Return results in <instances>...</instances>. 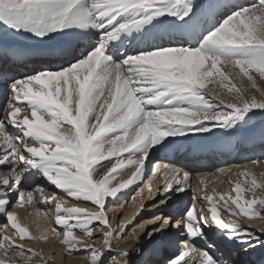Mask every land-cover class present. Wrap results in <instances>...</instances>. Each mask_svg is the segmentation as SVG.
I'll use <instances>...</instances> for the list:
<instances>
[{"label": "snow or ice", "instance_id": "6c2138e0", "mask_svg": "<svg viewBox=\"0 0 264 264\" xmlns=\"http://www.w3.org/2000/svg\"><path fill=\"white\" fill-rule=\"evenodd\" d=\"M258 81L264 0H0V216L12 230L0 236V264H51L53 255L25 246L40 238L15 210L37 203L54 205L43 214L52 211L50 231L65 255L84 254L90 264H229L215 256L218 243L247 264L264 249V228L251 227L264 222V196L256 195L264 179L247 166L242 182L228 181L234 196L214 203L206 195V209L164 215L192 174L155 165L164 183L156 192L147 186L157 211L139 224L142 234L135 217L113 227L106 204L140 184L158 153L196 151L217 137L264 145ZM129 225L135 242L117 249Z\"/></svg>", "mask_w": 264, "mask_h": 264}, {"label": "rangeland", "instance_id": "374dc122", "mask_svg": "<svg viewBox=\"0 0 264 264\" xmlns=\"http://www.w3.org/2000/svg\"><path fill=\"white\" fill-rule=\"evenodd\" d=\"M237 83H239V81H237ZM258 83L260 84V87L262 89H264V82L258 81ZM243 86L249 87L248 82L244 81ZM213 87H214V85H211V84L209 85V89H211ZM223 98L225 100H229V101L231 100V97L228 94H226V92L223 93ZM105 163H107V162H105ZM236 165H239V166H246L247 165V166L253 168L254 170H256L258 178L264 179V163H261L258 166H256V165H252L251 163H243L242 164L241 162H239ZM231 166H228V167H231ZM223 167H227V166H223ZM130 173H131L130 171H125L123 173V175H121L119 177V179L123 178L124 175H128V178H129L131 175ZM152 173H153V171H152ZM215 173H216L215 171H209V172L204 173V175L209 174V177L214 178V177H216ZM195 175L196 174H193L192 177H195ZM146 176H147V174H146ZM150 176H152V174H150ZM148 179H144L140 184H137L136 187H134L135 185L133 187H131L132 188L131 191L127 190L126 196L124 199H122V201L121 200L112 201L110 204H106L107 215L111 218L110 223L113 227H116L118 223H123V218H124L123 211H124L125 206H127L126 209H131V207H134L136 205H137V208L139 207L138 210L135 212V216H133V217H135V219L133 220V224L138 225V226L140 223L144 222L143 218H145V216L150 217L153 212L157 211L156 209H153V207H152L153 201L148 199V192L147 191H145L144 193H142L140 195L136 194L139 191L140 187H145L147 185ZM157 180H159V179L157 178L156 180H152L151 183H153L154 181H157ZM211 180H213V181H211ZM211 180L208 181V183L201 185L202 189L198 188V190H197V188L195 189V186L190 187L191 191H190L189 196L187 198V202L190 201L189 202L190 205H193V202H194L193 195L195 194V192L198 193L200 196L201 195H203V196L213 195L214 196V201H213L214 203L217 202L218 196L221 194L225 195V197L227 198V196L231 193V187H230L228 181H232L234 184L236 181L242 182L243 178L240 177L239 175H234V176H230V177L227 176L226 179H224L223 181H219V182H217L215 178L211 179ZM163 181L160 184L164 183ZM194 183L197 185V183L195 181H192V184H194ZM160 184L156 185V190L154 192H156L158 189H161V187H159ZM162 186H163V184H162ZM242 186L247 187V185H244L243 183H242ZM154 187H155V184L153 185L152 188H154ZM50 190H52V189H50ZM231 194L233 196L235 195V193H231ZM256 195L258 197L264 196V191L257 190ZM132 196L136 197L135 200L131 199ZM185 196H183V199L185 198ZM157 198H159V197H157ZM69 200L71 201V198H69ZM191 202H192V204H191ZM141 203H143L145 205V207L143 209H141V207H140ZM39 204L46 206L45 207L46 209H44L45 211H47L50 208H53V206H54L51 204H43V203H39ZM197 204H199V203H197ZM200 204L199 205L203 206V207L208 206L206 201H202V203H200ZM35 206H38V203L35 204L34 206H27L23 209H18V208L16 209L19 218L23 217L22 221H21L23 225L28 226L30 223V224H33L35 226L44 228V230L42 232H40L38 234V236L31 234L34 237H39L40 238L39 240H36V241L29 243V244H26L25 246L33 248V249H37V250L43 249V255L45 256V258H48L50 254L53 255L54 259L51 261V264H56V260H57L56 258L58 256V248H61V252H62L61 260H60V262H57L58 264H90L89 260L84 259V254H77L74 256L65 255L63 246L60 245L55 240L54 236L51 234V231H50L51 227L55 226V225L49 224V222H48L49 220H51L53 218L52 211H48V217H47L48 219L46 220L47 222L45 220L39 221L38 217H37L39 214V212H38L39 208H37ZM67 206H71V202ZM218 207L223 208V202H220L218 204ZM168 210H169V208H168ZM137 212H139V215H137ZM1 217L2 216H0V218ZM240 219H241L242 225L246 226L250 223L244 217H241ZM1 222H4V224L2 226H5L7 223L6 219L4 217H2ZM44 222H46V224ZM132 227H133L132 225H129V229H128L129 234L132 231ZM145 227H150V225H145ZM251 227H252L253 231L260 233L262 228H264V222H261V221L252 222ZM135 231L136 232L138 231L140 234H142L141 229L135 228ZM4 234H8L11 236L12 230L10 228L6 229L5 227L0 228V236H3ZM43 235L49 237L47 241H44ZM130 241H133V240H130ZM99 242L100 241L98 240L97 243L99 244ZM121 242L118 245H115L114 247H116L117 249H124L123 247H121V245H122ZM0 255H2V252H0Z\"/></svg>", "mask_w": 264, "mask_h": 264}, {"label": "bare ground", "instance_id": "6f19581e", "mask_svg": "<svg viewBox=\"0 0 264 264\" xmlns=\"http://www.w3.org/2000/svg\"><path fill=\"white\" fill-rule=\"evenodd\" d=\"M254 2V1H253ZM259 126H260V124L258 123L257 125H256V127L257 128H259ZM214 139V138H213ZM222 139L223 138H220V137H217V144L219 145L221 142H222ZM231 140H233V141H231L230 142V145L231 146H233V145H235L236 144V141H235V139H231ZM207 143H209V142H205L204 143V145L205 144H207ZM258 144V143H257ZM263 147H264V145H262ZM158 154H164V152H162V153H158ZM216 157V156H215ZM256 157V156H255ZM255 157H252V158H255ZM258 157H261V156H258ZM230 157H227V158H222L221 160H224V161H226L227 159H229ZM249 156L247 157V158H245V159H239V160H237V159H235V160H233V161H228V162H224V163H219V165H216V166H214L213 168H201V169H189V168H187V167H185L184 169L185 170H188V171H190L191 172V180L192 181H195L196 183H197V185L194 183V184H192L191 183V186H195V189L197 188V190H198V188H201L202 189V187H201V184L199 183V181L200 180H204L205 181V184L206 183H208V181H210L211 179H216V181L217 182H219V181H223L224 179H226L227 178V176H234V175H238L242 170H243V168H244V166H240V167H231V171L230 172H226L224 175H221L220 174V172H219V170L220 169H222V167L223 166H227V167H223V169H228L229 167L228 166H231V165H236V164H238L239 162H241L242 164L243 163H249ZM159 163V162H158ZM160 164H162L161 163V161H160ZM247 166V165H246ZM247 168H249V169H251L255 174H256V176H257V173H256V170H254L253 168H251V167H249V166H247ZM152 168H151V171L147 174V176H146V172H145V176H144V179H148V181H147V185L145 186V191H147V186L148 185H150L151 184V188L153 187V185L155 184V187L154 188H152V191L154 192L155 190H156V185L157 184H160L162 181H163V170L161 169L159 172H157V175L156 176H150V174H152ZM209 171H215L216 173H215V175H216V177H214V178H211V177H209V174H207V175H204V173H206V172H209ZM131 174V173H130ZM193 174H196L195 175V177H192L193 176ZM227 175V176H226ZM159 179V180H157V181H154L153 183H151V181L152 180H156V179ZM126 179H128V175H124V177L123 178H121L120 180H126ZM211 181H213V180H211ZM164 182V181H163ZM163 184V183H162ZM162 184H160L159 185V187H161L162 188ZM134 186V185H133ZM133 186H131V187H133ZM129 188L128 189V191H131V189L132 188ZM134 187H136V185L134 186ZM158 187V188H159ZM204 187V186H203ZM135 189V188H134ZM190 191H191V188L189 187V188H186V190H185V193H183V194H181V196H182V198L179 200V201H176L174 204H172L171 205V207H169V210L167 209V211L165 212V213H163L164 215H168V214H172V215H175L176 214V210L177 209H180V210H183V209H185V208H187V207H190V206H192V205H190V201H188L187 202V198H188V196H189V193H190ZM212 192V191H211ZM187 193V194H186ZM186 195V196H185ZM183 196H185V198L183 199ZM193 196H195L196 197V199L194 200V202H193V204H195V207L199 210V209H201L203 206H200L201 204L200 203H202V200H201V197H203V195H199L198 193H196L195 192V194L193 195ZM122 201V200H121ZM127 201V200H126ZM197 203H199V204H197ZM180 204H182L183 206H181ZM191 204H192V202H191ZM179 205V206H178ZM28 205H26L25 207H27ZM176 206H178V207H176ZM180 206H181V208H180ZM35 207H37V208H39V214H38V220L40 221V220H47L48 218V214H47V217H45L44 216V209H46L45 207L46 206H44V205H42V204H39L38 203V206H35ZM127 208V206H125V208H124V211H123V216H124V218H123V223H127V221L130 219V218H132L133 216H135V212L138 210V208H137V205L136 206H134V207H131V209H126ZM203 208H207V207H203ZM19 209V208H18ZM150 209V208H149ZM154 209V208H153ZM16 210V209H15ZM204 214H207V212L205 211V213ZM149 215V214H148ZM22 218L23 217H20L19 219H20V221H22ZM43 218V219H42ZM148 218H150V217H146L145 216V218H143V221H145V220H147ZM1 220H2V217L0 218V228H2L3 226V224H4V222H1ZM47 222V221H46ZM46 222H44L45 224H46ZM53 225V224H52ZM28 227H29V229H30V234H32V235H35V236H38V234L40 233V232H42L43 230H44V228H42V227H38V226H35V225H33V224H30L29 223V225H28ZM136 229H140V227L138 226V225H136V227H135ZM139 231V230H138ZM137 231V233H139ZM218 235V234H217ZM44 236V235H43ZM53 238V237H52ZM130 240H133L132 239V237H131V233L129 234V236H128V238L127 239H125V240H123L121 243H122V245H121V247H123V248H125L126 246H130L131 244H133L134 243V240L133 241H130ZM51 242V241H50ZM52 243V242H51ZM223 246V245H219V243L217 244V250H216V253L219 255V259L221 258V260H227V261H229V264H243L242 262H243V259L240 257L241 255H239L238 254V251L237 250H235V249H232V248H228V249H224L225 250V252H223V247L221 248V247ZM255 253H257L258 254V256H260V257H262L261 255H263L264 254V249H258ZM254 253V254H255ZM259 253H260V255H259ZM61 254H62V252H61V248H58V256H57V260H56V264H58L57 262H60V260H61ZM253 257H255V256H253ZM248 262V264H252V260H251V262H250V260H248L247 261Z\"/></svg>", "mask_w": 264, "mask_h": 264}]
</instances>
